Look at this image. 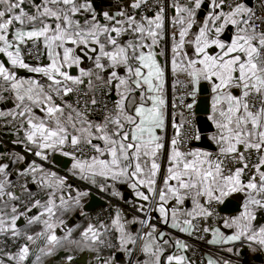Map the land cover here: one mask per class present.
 Instances as JSON below:
<instances>
[{
	"label": "snow or ice",
	"instance_id": "snow-or-ice-1",
	"mask_svg": "<svg viewBox=\"0 0 264 264\" xmlns=\"http://www.w3.org/2000/svg\"><path fill=\"white\" fill-rule=\"evenodd\" d=\"M34 52L46 61L29 63ZM202 88L215 129L207 146L183 111L176 119ZM5 100L11 106L0 119L14 129L13 143L35 159L13 152L0 160V200L12 202L10 215L0 210V234L23 231L31 244L43 240L40 252L48 255L65 242L97 259L102 247L114 250L101 264H184L185 256L166 254L172 241L160 223L188 235L210 233L209 245H230L225 250L234 255L245 246L264 253V224H254L256 210L264 209V0L259 13L248 0H119L108 10L96 0H0ZM13 175L30 199L13 190ZM93 190L131 211L110 200L111 227L89 223L75 239L65 217L85 215ZM229 198L242 200V210L222 218L226 234L211 220ZM101 228L114 240L105 241ZM174 239L177 249L187 248ZM31 251L23 244L8 261L27 264ZM67 253L65 264H76L71 248ZM39 262L37 255L32 264Z\"/></svg>",
	"mask_w": 264,
	"mask_h": 264
},
{
	"label": "crops",
	"instance_id": "crops-1",
	"mask_svg": "<svg viewBox=\"0 0 264 264\" xmlns=\"http://www.w3.org/2000/svg\"><path fill=\"white\" fill-rule=\"evenodd\" d=\"M119 2V0H96V4L98 6V8H103L104 10H108L110 7H113L114 5H116ZM207 2V0H206ZM248 3L250 6H254L255 5V1L254 0H248ZM122 6V5H121ZM25 8H28V4H25ZM171 30V25L169 22V32ZM225 35H227V33H225ZM44 61H46V57H44ZM24 75H33V74H29V73H24L23 70H20ZM170 86L172 87V83H170L169 85H167V90H169ZM207 90L206 88H202L198 94L201 91ZM197 105V113H199L200 111H204V109L208 108V102L205 103H201V101H197L196 102ZM8 106H11V102L10 101H0V111H7L8 110ZM197 117V129H199L201 131V135L203 137V140L200 142L203 145L207 146L210 145V141L207 140L208 135L210 134V132H214L215 129L211 128L210 126V122L207 121V115L206 114H196ZM3 120V119H0ZM168 135L171 137L173 135V130H172V126H170L169 130H168ZM16 137L14 135V129L11 130H7V131H0V160L7 162L8 160V156L9 154L13 153V152H19L22 155H25L28 157L29 162H31L32 159H35L34 157L31 156L30 153H25L23 150V146L22 145H17L13 143V140H15ZM197 143V142H195ZM211 147H215L214 145H212ZM64 159H67L65 157H62ZM16 169V165L12 166V169H10V171H14ZM56 170L58 172H60L61 174L64 173L65 170H60L59 167L56 168ZM11 179L13 181V184L15 182H17V178L16 176H11ZM29 183L31 184V182L29 181ZM123 190H124V195L127 196L129 199H134V197H132L130 195L131 190L127 189L126 186L121 185L120 186ZM32 188V192H36V188L35 185H31ZM93 192H95L101 199H103L106 202V205H110L109 201L110 200H114L115 204L117 205H121V207L126 211V212H130L131 211V205L128 204H122V202L117 199V198H112V197H105V194L103 193H99L96 190H93ZM27 194V193H26ZM68 193L66 192V195ZM73 195L75 194L74 192L72 193ZM28 195V194H27ZM38 199H46V197H44L43 193H38ZM228 200H230V202L232 204H230L228 206L229 212L232 211L230 209V207H232V209L234 208V206L237 205V203L242 204V200L241 201H237L236 199L233 198H229ZM5 201H7V198L5 197L4 200H0V210H3L5 212H7L9 215L11 214V201L7 202V207L5 206ZM87 201V197L85 198L84 203ZM18 202V201H17ZM16 202V203H17ZM222 205V204H221ZM233 205V206H232ZM187 207L191 208V202L188 201L187 202ZM242 210V209H240ZM35 211V209L33 210ZM91 213H86L85 215H81L79 211L75 212V213H69L65 219H66V224L68 227H72L74 229L73 231V237L75 239H79L80 236V232L83 231L84 228H86L88 226L89 223H91L89 221V215ZM238 212H233V213H225L223 214V217H228L230 215H237ZM114 215V213L112 214V216ZM170 215V213H169ZM153 219L151 220V223L156 224L157 220L159 218V213L153 212L152 214ZM112 218V217H111ZM128 218L130 219V215L128 216ZM19 224L23 223V218H21V221H18ZM93 224V223H91ZM254 224L258 227L261 224H264V209H257L256 210V219L254 221ZM94 226H96L97 228L100 227V225L98 224H93ZM109 225V227H111V219L109 221V223L107 224ZM138 227V225L136 226ZM159 229L161 231H166L169 235L167 236V238L172 241V247H167L165 246L166 249V254H178V255H182L186 257V260L184 261V264H189V262H191V264H195L190 256V251H189V243L186 241L187 238L191 237V235H188L186 233L183 232H179L175 229H171V228H167L166 225H164L163 223H160L158 225ZM219 227L222 229V231L226 234H230L231 230L226 229L223 227V219L221 220V222L219 223ZM39 230V226H37V229ZM102 233H104V230L101 228L100 229ZM21 234H23V231L21 232ZM57 234L63 236L64 232H61L59 230V228H57ZM6 237H12L10 234L9 235H4V234H0ZM112 237L114 240V234L109 232V233H104L103 238L105 239V241H107L108 238ZM175 238H179L182 242H184L187 245L186 249H177L175 247ZM184 237V238H183ZM211 238V234L208 233L207 234V239ZM26 243L29 244V246L31 247L32 244L30 242H28L26 240ZM209 245V244H208ZM44 246V241L41 240V247ZM210 248L213 250L212 253L210 254H206L204 257V264H207V260L209 258L214 259L215 261L218 262V264H226V262H229V264H238L237 261L238 259H244L247 258L250 260V262H252L253 264H264V253L261 252H256L253 253L251 252L246 246L243 249H238L239 251H242V255H234L233 253H230L228 251H226L225 249L227 247H229L230 245H223V244H218V245H209ZM40 247V248H41ZM71 248V254L74 256L76 264H80L78 263V261L80 260V258L82 257L83 254H87L89 255V258L86 261V264H88V262L90 260L95 261L97 264H101V261L108 257L110 254H112L114 252V250L109 249L108 247L104 246L102 247V250L100 252V259L96 258V254L95 253H90L87 250L81 251L79 247H77L75 244H68L67 242H65V246L64 247H58L54 252H52V254L48 255V254H41V252L39 251L40 255V262L39 264H65L64 261V257L67 253V249ZM115 255L119 258H123V254L119 253V252H115ZM258 256V258L262 259L261 263L255 262L253 261L252 257H256ZM0 261H4L1 257H0ZM5 262V261H4ZM5 264H7L5 262ZM173 264H175V262H173Z\"/></svg>",
	"mask_w": 264,
	"mask_h": 264
},
{
	"label": "built area",
	"instance_id": "built-area-1",
	"mask_svg": "<svg viewBox=\"0 0 264 264\" xmlns=\"http://www.w3.org/2000/svg\"><path fill=\"white\" fill-rule=\"evenodd\" d=\"M255 1V5L253 6L254 8H256L257 12L259 13V0H254ZM160 3H171L172 0H159ZM179 2L183 3V0H179ZM149 5H153L157 3V0H148ZM153 13L149 12V15H152ZM36 56V53H33V58L29 59V63H33V64H37V63H41L42 61H44V57L42 56L40 60H36L34 57ZM171 83V78H169V81L167 83V85H169ZM179 87V85L177 86ZM180 93L178 92L177 95H179ZM199 96L198 94L196 95L195 98L189 96L187 99L190 103H192V108L191 109H177V115H176V119L177 122L179 123L180 121V112L183 111L185 113V116L187 119H190L193 124L194 127L197 128V117H196V102L198 100ZM194 99V102H193ZM171 100H172V87L170 86L169 90H168V104H169V111H171ZM171 126V122H169L168 124V130ZM13 129L11 126L7 125L5 120H0V131H7V130H11ZM169 136V135H168ZM171 137L169 136V139ZM193 143H195V141H193ZM19 183H22V178L20 181H17L14 183V189L16 192L20 193V188H19ZM36 193V192H33ZM21 194V200H27L30 199L31 197H29L26 193H20ZM38 197V194H36L35 198ZM17 203H20V201H18ZM124 208V207H123ZM217 212L219 213V215L214 216L211 220L212 225L215 227L217 225V222L220 223L222 218H223V214L220 211V205L216 206ZM115 212V208L113 207L112 204L110 205H105L104 207L94 211L93 213H91L89 215V221L93 224H98L101 225V222L108 224L112 214ZM153 213H151L152 215ZM206 237L205 239H201L200 237ZM184 238V237H183ZM109 239H113L112 237L108 238L107 241ZM186 241L189 243V251H190V256L193 260V262L195 264H204V257L206 254H210L213 252V250L210 248V246L207 243V234L203 233L202 231L199 230H194L192 231V236L187 238ZM26 244V238L24 237L23 234H21L19 237H6L3 235H0V257L7 263V264H13V262L8 261V253H16L18 251V248L23 245ZM40 247H41V240L37 241L36 244H32V246L30 247L32 249L29 259L27 261V264H32L33 261L36 260V256L39 254L40 251ZM238 264H253L252 262H250L249 259L244 258V259H238L237 261ZM88 264H97L95 261L90 260L88 262Z\"/></svg>",
	"mask_w": 264,
	"mask_h": 264
},
{
	"label": "water",
	"instance_id": "water-1",
	"mask_svg": "<svg viewBox=\"0 0 264 264\" xmlns=\"http://www.w3.org/2000/svg\"><path fill=\"white\" fill-rule=\"evenodd\" d=\"M199 98L197 101H201V103H205L208 102V94H207V90H204V91H201L199 94H198ZM195 108H196V114H206V109H204V111H200L199 113H197V105H195ZM59 159L61 161L63 160H66L62 157H59ZM60 168V167H59ZM60 170H64L62 168H60ZM232 204L230 202V200H228V202L226 204H222L220 205V211L222 212V214H225V213H233V212H238V204L236 206H234V208L232 209V207H230V209L232 211L229 212V209H228V206ZM85 205H86V208H87V212L86 213H93L94 211L104 207L106 205V202L101 199L95 192H92L91 196L90 197H87V201L85 202ZM233 206V205H232ZM89 258V255L87 254H83L82 257L80 258V260L78 261V263L80 264H86V261L87 259ZM253 261L255 262H258V263H261L262 262V259L258 258V256L256 257H252Z\"/></svg>",
	"mask_w": 264,
	"mask_h": 264
}]
</instances>
